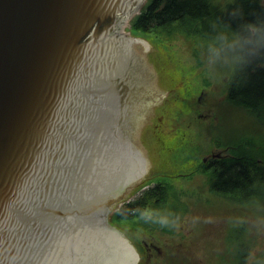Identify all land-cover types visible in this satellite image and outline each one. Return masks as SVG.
Masks as SVG:
<instances>
[{"label":"water","instance_id":"95a60500","mask_svg":"<svg viewBox=\"0 0 264 264\" xmlns=\"http://www.w3.org/2000/svg\"><path fill=\"white\" fill-rule=\"evenodd\" d=\"M144 1L0 0V264H67L58 241L87 226L126 238L108 222L113 191L171 92L147 42L125 28L121 43ZM139 81L146 108L116 145Z\"/></svg>","mask_w":264,"mask_h":264},{"label":"rangeland","instance_id":"374dc122","mask_svg":"<svg viewBox=\"0 0 264 264\" xmlns=\"http://www.w3.org/2000/svg\"><path fill=\"white\" fill-rule=\"evenodd\" d=\"M150 1H144L140 13ZM131 26L132 19L126 26L132 38L147 42L165 88L171 91L166 99V105L171 102V106L161 124L163 131L155 134V127H147V150L131 157L141 178L124 200L137 197L147 185L141 182L156 175L170 182L172 191L161 202V218L159 214L155 218L163 226H146L142 212L130 217H137L135 221L115 220V214L112 220L117 222L116 228L126 236L144 234L140 240H133L136 248L143 240L160 242L164 253L155 264H264V183L255 197L243 201L221 197L212 187L209 191L211 174L201 162L217 142L221 149L245 142L241 150L246 158L254 153L261 159L257 148L264 145V126L246 107L228 101L231 83L245 68L212 59L210 45L219 31L214 26H204L198 34L189 35L181 25L169 27L167 32H146ZM206 103L210 109L200 107ZM239 135L243 138L237 142ZM194 149L206 152L198 156ZM200 165L203 176L196 175ZM180 208V214L171 215ZM74 252L75 248L69 250V255Z\"/></svg>","mask_w":264,"mask_h":264},{"label":"trees","instance_id":"16d2710c","mask_svg":"<svg viewBox=\"0 0 264 264\" xmlns=\"http://www.w3.org/2000/svg\"><path fill=\"white\" fill-rule=\"evenodd\" d=\"M256 6L257 5H252L250 3H244L245 11L250 7ZM236 7L237 5L231 3L230 0H151L146 11L134 19L131 27L133 29H142L146 32H150L151 30L166 31L170 29L169 27L181 25V30L185 34H198L204 26L208 29H212L213 21L218 17L229 19V13ZM244 68L245 70L242 69V76L236 77L237 79L231 83L228 101L246 107L247 110L254 115L256 120L264 126V117L258 116L257 110H255L257 107L256 105L264 104V69L259 70L257 66H248ZM246 73H248L249 78L246 77L245 79L244 75ZM263 140L264 138L262 139V143ZM242 144H245V142ZM257 149L260 151L262 161L259 176L253 177L251 174H253L254 171L249 173L251 170L247 167L241 169L236 167L231 169L226 176L223 175L222 179L215 183L212 190H223V188L225 189L226 187L225 185L229 184V191L244 195L246 191L252 189L254 182L260 181L259 183L262 185L264 183V145ZM247 160L249 161V165H252L250 163L251 161L258 163L254 153H252L251 156L247 155ZM250 168L253 169L254 167L251 166ZM210 177L212 180L216 176L210 175ZM218 195L222 196V194ZM144 205H146V191L139 196L137 200L128 204L127 211L124 209L113 218L118 220L120 218L130 217L128 215H131L133 211Z\"/></svg>","mask_w":264,"mask_h":264},{"label":"flooded vegetation","instance_id":"af4514ba","mask_svg":"<svg viewBox=\"0 0 264 264\" xmlns=\"http://www.w3.org/2000/svg\"><path fill=\"white\" fill-rule=\"evenodd\" d=\"M130 40L129 37H125L124 40L121 41V43L123 41ZM121 46V44H120ZM132 51V48L130 50V52ZM129 55V54H128ZM127 55V57H128ZM132 58L134 60H136V58L134 57V53L131 52ZM143 83L141 81L139 82H135V89H134V94L136 93V98L131 100V106H133L135 104V102H141L143 99V95L142 92L146 91V87L142 85ZM127 92V91H126ZM130 92V91H128ZM206 93L202 92V96H205ZM168 96V95H167ZM167 96H165L164 98H161V102H158V105H160L162 107L163 110V115H161L156 123L154 124L156 119H146V123L147 126H151L152 124H154L155 126V134H158L161 131H163L161 129V124H163V120L164 118H166L165 112H167L168 108L171 106V102L167 105H165ZM202 98L199 99V103L202 102ZM145 103L146 100L144 101V105L141 109L146 108L145 107ZM165 105V106H164ZM164 106V107H163ZM135 107V106H133ZM200 107H202L203 109H210L211 105L209 103L206 104H200ZM144 110L139 111L136 116L132 117V120L128 123L130 126H134L136 125V121L139 118V116L141 115V113ZM201 116V115H200ZM203 116V115H202ZM146 117V115L144 116V118ZM163 122V123H162ZM243 137L239 135L237 142L240 141ZM120 143H116V145H119ZM132 146V145H131ZM221 143L217 142L215 143V146H211V148L209 150H207V154H205L203 156V158L201 159L203 166V169L207 171V173L212 176H216L212 179V181L210 182V186L208 185L209 191L211 189V187L213 188L215 183L222 179L223 175H227L231 169L239 167V169L243 168V167H247L251 170L252 173L254 171L253 174H251L253 177L259 176V173L261 172V159H256V161L258 163L255 162H250L252 165L248 164V160L246 158V154L244 150H241L242 147V143H240L239 145H237L236 147L233 145H228V149H221ZM206 152V151H205ZM205 152L200 151L199 149H194V154H197L198 156L203 155ZM201 164V165H202ZM201 165L198 166L197 168V176H203V174L200 173ZM251 166H253L254 168H250ZM180 177V176H178ZM195 176H193L192 178H194ZM164 177L162 175H156L153 177H149L148 179L142 181L141 183H147L146 185V205L139 207L138 209H136L135 211H133V213L131 215L128 216H133L139 213H145L146 214V226H152V227H158V226H163L164 224L161 223L160 221H155V218L157 217V215L159 214V217L161 218V213H162V206H161V202H165V200L163 199H167V196H170V191H172L170 189V185L171 183L168 181H163ZM174 179H177V176H173ZM227 181V180H226ZM229 182V180H228ZM260 182V181H259ZM259 182H254V185L252 186V189L250 191H246L245 192V196L244 195H240L237 192H232L229 191V184L225 185V189H216V191H213L214 194H222V197L228 198V199H233V200H239V201H243V199L247 198V197H255L257 194V188L261 187V183ZM226 183V182H225ZM136 185H132L129 186L127 188H122V190L118 193V195L123 198V196H126L127 194H129L130 192L135 190ZM221 191V192H220ZM211 192V191H210ZM247 195V196H246ZM124 209H126L127 211V206H122L119 208H116L114 210V212H111L110 214V219L109 222L112 226L117 227V222H113L112 217L115 213H119L121 211H123ZM178 210V209H177ZM174 210L173 212H171V215H177L180 214L182 212V208H180V211ZM166 212V209L163 208V213ZM125 214V213H124ZM121 218L120 221H125V220H132L135 221L138 218ZM147 232V231H146ZM123 233V232H122ZM129 237V239L131 240L132 243L133 240L138 239L140 240V238H142L143 236H145L144 234L140 235V234H136V235H127ZM149 236L154 237V235L150 234ZM139 248H137L140 256V260L141 263L140 264H155L158 260H160L159 258H161L163 256L164 253V247L162 246V244L160 242H158L156 239H151V240H143L141 242L138 243ZM182 246H185V244H181ZM183 256L186 258H189V256H186L185 253H183Z\"/></svg>","mask_w":264,"mask_h":264},{"label":"clouds","instance_id":"9594fccd","mask_svg":"<svg viewBox=\"0 0 264 264\" xmlns=\"http://www.w3.org/2000/svg\"><path fill=\"white\" fill-rule=\"evenodd\" d=\"M229 19L213 21L219 31L210 45L214 61L240 67H264V0H230ZM257 5L245 11L244 3ZM251 17V18H249Z\"/></svg>","mask_w":264,"mask_h":264},{"label":"bare ground","instance_id":"6f19581e","mask_svg":"<svg viewBox=\"0 0 264 264\" xmlns=\"http://www.w3.org/2000/svg\"><path fill=\"white\" fill-rule=\"evenodd\" d=\"M256 106L258 116L264 117V104ZM139 175L135 161L130 158L124 186L138 181L141 178ZM58 242L67 264H138L139 260L133 245H130L126 238L118 236V232L102 230L97 226L91 229L87 226ZM73 248L75 252L71 256L69 250Z\"/></svg>","mask_w":264,"mask_h":264}]
</instances>
